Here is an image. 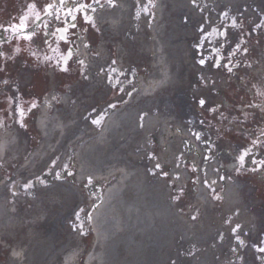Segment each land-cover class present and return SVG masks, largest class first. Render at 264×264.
Instances as JSON below:
<instances>
[{"label":"bare ground","instance_id":"6f19581e","mask_svg":"<svg viewBox=\"0 0 264 264\" xmlns=\"http://www.w3.org/2000/svg\"><path fill=\"white\" fill-rule=\"evenodd\" d=\"M134 1L139 7L140 0ZM254 1L155 0L154 15L145 17L141 15L140 8L133 11L129 0H121L112 8L98 11L95 18L104 29L109 30L112 36L121 37L124 49L119 53L123 58L132 56L129 46L137 47L131 66L133 72H143L146 64L141 61L147 58H152L153 68L148 82L144 83L140 78L141 85L137 86V78H131L127 84L133 88V83H136V87L125 98L119 96L117 100L109 101L106 94L100 92L96 95L97 100L108 103L105 108L116 106L99 130H94L87 122L83 124L79 117L81 105L89 103L94 93L104 87V74L96 71L95 60L87 65L84 63L88 56L84 51L83 40H78L76 57L82 65L87 66V71L84 79L70 90L86 84L84 95L87 100L81 105L76 104L81 97L70 98L71 92L65 89L61 96L55 98V109L38 120L44 143L25 162L14 183H23L25 188V183H28L33 188L28 193L30 196L37 197L46 192L44 196L50 197L46 201L47 207L57 211L63 209L61 215L64 217L69 216L68 211L72 206L77 213L86 198H80L76 183L70 185L52 180L46 185L49 177L39 181L32 177L24 181L21 176L25 172L35 171L46 162L49 167L54 165L61 160L64 149L70 150L75 145H81L78 149L80 165L76 180L80 182L88 177L99 178L110 185L92 217L95 240L86 259L87 264H252L248 256L241 255L245 245L241 235L249 229L251 216L248 208L242 204L235 180L229 179L227 182L223 204H215L212 199L216 195L213 188L216 185L208 184L214 164H208L202 173L203 178L196 183L192 203L182 208V205L173 202L176 196L173 194L175 184L172 180L183 183V168L187 166L188 154L176 146L174 129L182 133L180 128L183 127L169 117L168 100L160 106L155 98L158 93L174 88L185 80L182 79L185 74L190 75L184 72L189 61L183 53L187 52L193 24L201 26L205 17L208 27L214 29L217 18H209L212 13H219L223 7L228 11L238 7L247 10V6ZM247 11L240 14L239 9L235 15L247 20ZM234 19L232 24L235 23ZM100 53L105 60L104 46ZM198 94L200 96L201 92L198 91ZM76 131L79 133L78 139L67 144L69 137ZM150 139L152 142L156 140L157 149L146 151ZM144 144H147L144 154L127 153V149L143 148ZM22 149L13 131L0 137V156L7 157L11 165L18 163ZM151 155L156 156L154 162H144ZM155 167L159 171H153ZM216 181L212 179V183ZM6 186H0V250L4 242H9L12 253L5 263L1 260V252L5 248L0 251V262L43 264L47 256L51 255L49 245L52 238L40 239L43 221L28 220V212L23 211L29 208L35 210L38 206L32 199L23 198L19 190L11 191ZM65 207L69 209L65 210ZM231 224L239 228L236 235L238 246L233 247L232 253L228 250L227 235L222 237L224 241H216L221 232L225 234L229 231ZM53 226L54 223H51V228ZM75 228L73 225L70 229L71 236H75L70 237V242L78 247L81 241ZM69 255L79 256L80 253ZM65 264L78 263L67 260Z\"/></svg>","mask_w":264,"mask_h":264},{"label":"rangeland","instance_id":"374dc122","mask_svg":"<svg viewBox=\"0 0 264 264\" xmlns=\"http://www.w3.org/2000/svg\"><path fill=\"white\" fill-rule=\"evenodd\" d=\"M145 2V1H144ZM135 8V7H134ZM240 9V14L247 11V16H249V19L247 20H241L244 18H240L239 15H237L236 23L237 26H231V14H228L224 17V21L222 20V11H228L226 8H221L219 18V27L218 32L216 34H211V32L207 31V28L204 27L202 24L206 21V18L204 17L201 21V26L198 24H193V27L191 29V37L189 38V45L187 47V52L183 53L186 55V60L189 61V65L185 67L184 72H189L190 75H184L182 79H185L183 81H180L178 85L174 88L164 90L161 93H158L157 97L155 98L156 102L160 106L164 104L165 100L166 105L169 108V117L171 119H174L178 122V126H182L180 130L182 133L178 132V130L174 129V133L176 136L174 137L177 141V148L178 150H185L186 154H188L187 161H192L191 165H188L185 167L186 170H183V175L186 174L187 177L185 179L184 175V181L181 183V187L177 186V189L175 190L174 194L176 196L175 202L176 204H179L182 208L188 207L192 201H193V194L195 186H189L188 184L185 185L186 180L189 178L188 174L191 166L196 167L197 173L200 174L201 179L203 178L201 176L202 172H200V169L203 165V161L210 160L213 161L214 165L217 166V170L213 173L212 172V178L210 181H208L209 184L212 183L213 177L216 175H222L223 173L227 174L228 171L226 167L223 165V170L219 169V164L215 162L213 159L216 158V151H218L217 154L221 155V150L224 148V146H227V139L230 137V134L227 133V123L229 121L230 125H233L234 130L236 133L239 132V130H242V127L240 123L238 122V118L234 117V114H232V110L236 107L235 102L236 98H247L252 99L254 97L262 99L264 98V89H261V93H257L255 96H249L245 94L242 90L244 89V86H251V85H257L260 81L264 84V79H255L251 77V80L249 78V68L248 62H253V64L256 61H259V64H254V66H263L264 67V56L261 55L264 52V0H261L260 2L254 1L252 4L247 6V10L244 8H236L229 11H232V13H235L237 10ZM148 11V10H147ZM199 15H202L198 11ZM147 16H150V14L147 12L145 14ZM212 16L209 18H213ZM218 15V14H217ZM216 15V16H217ZM221 16V17H220ZM239 18V19H238ZM86 27L87 33L80 34L81 37L84 38L85 43L89 44L86 46V52H89L88 61L95 60V67L97 65V70H103L106 75V80L104 83L105 87H101V89L96 91L95 96L91 97V100L89 103L83 104L80 110V119H82V116L85 117V121L91 117V114L93 111H96L95 114L92 115H99L103 113L104 109H101L103 107V104L99 100L96 99V95H98L100 92L101 94L109 95L114 90V95H116V92H118L120 89H126L128 92L130 91V88H127L126 85L122 84L121 80L128 81L132 77V68L130 65L135 60L136 56V46H129V51L132 56L129 58H123L121 56L120 59V49L118 50V53L114 55V51H109V49L106 50L105 53V60L100 56L102 59L99 60V58L95 59V56L93 55V51L91 48L94 43L97 41H100V37L106 38L104 41L109 42V39H113V42H116V38L113 37L107 32H105V29L99 26V30L96 29L95 26L89 23H84ZM206 26L208 24L205 22ZM227 28L223 32V28ZM207 33V34H206ZM204 44V45H203ZM213 46V48H211ZM119 48L124 49L121 44H118ZM215 51V52H214ZM118 55V59L116 60V56ZM217 55L221 56V60H216ZM258 56H261L262 58H258ZM112 57V58H111ZM99 60V62H98ZM119 61V62H118ZM149 59L147 58L146 61H141L142 63H145L146 65L143 67V71L150 68L148 66ZM76 62V60H75ZM77 64V62H76ZM122 65H125L126 67L129 66L127 70H125ZM73 66V62H72ZM118 66V67H117ZM251 70V67H250ZM252 71V70H251ZM73 72V73H72ZM71 72V74L66 75L65 71H61L58 76V82L61 83H70L68 86H72L74 84L73 81L75 78L81 79L80 77L83 73L80 72L79 66H75L74 70ZM75 72V73H74ZM76 72L78 74H76ZM107 72V73H106ZM28 74H25L23 76H26ZM21 80H24L27 82V79L25 77H21ZM252 80H254L252 84ZM203 81V83H202ZM60 84H57V86L61 87ZM42 86L43 89L49 91V83L48 88L46 84V80L42 79ZM82 87V86H81ZM198 91L201 92L200 96L198 94ZM85 89L79 88L72 92V96L79 97L82 96V100L85 99L84 96ZM120 93V92H119ZM167 98V99H166ZM86 105V106H85ZM99 105V106H97ZM216 105V106H215ZM93 106H97V108L93 111ZM162 110V109H161ZM165 110V109H164ZM233 115V116H229ZM94 118V117H93ZM83 123V124H84ZM90 123V122H89ZM89 125V124H88ZM21 136V135H20ZM183 136H188V138H183ZM22 138V136H21ZM40 139V138H39ZM35 138H32L31 141H28L30 147H37L41 142H35ZM21 141V140H20ZM156 140L154 139L153 142L151 139L149 140L148 144V150L157 149L156 147ZM22 147L24 148L25 152L27 149H25V142L22 141ZM147 144L143 145V148H130L127 149V153L131 152L132 154H144V149ZM50 146H52L50 144ZM81 145L77 147V149H80ZM74 150V149H73ZM30 151V150H29ZM80 151V150H79ZM65 152V150H64ZM28 153V152H27ZM28 155V154H26ZM25 155V158L27 157ZM75 157L72 158L70 155L67 156V159L65 160L67 170L70 172L71 163L73 166H76L73 168L72 172H70V176L65 175L64 178H60L58 181H64V184H70L74 185L73 182H71V179L74 181V176L77 173L76 170L79 168V160H78V153ZM155 155H151L150 157H147L144 162H154ZM70 158V159H69ZM24 160V159H22ZM201 161V163H200ZM225 161V160H224ZM8 160H6L5 164H1L0 170L2 171V175L5 176L6 180L4 182L0 183V186H3L7 184V188H11V191L19 190L21 194H23V198L26 199H32V202H35V206H38V209H23V211L28 212V220L36 219L39 221H43V235L40 239H43L45 237H51L52 241H50V251L51 255L47 256L46 260L43 262V264H62L60 263L61 259L64 256V253L68 250H70L71 247H75L79 251H81V254L84 253V255L88 252L91 253V248L93 246L92 242V235L88 231L87 227L82 226V233L77 231V234H79L78 238L80 239V246L77 247L76 244L70 242L71 236V223L76 224L77 218H76V212L74 208L65 207V210H68L69 216L64 217L61 215L63 209L57 211L54 210L51 207H47L46 201H49L50 197H45L46 192H42L37 197L30 196L28 193H30V190L33 188L28 185V183H25L27 188L24 187L23 183L21 184H15L14 182L18 179L19 174L23 166V162H21L16 167H12L9 163H7ZM78 163V164H77ZM23 164V165H22ZM55 166V164L53 165ZM61 168V167H60ZM193 168V169H194ZM50 169L49 164L46 162L45 164L38 167L35 171L32 172H25L26 174H23L21 176L22 180H26L27 178H37V181H39L43 176H47L46 170ZM49 176L52 180H54L55 177H57V172H52V169H50ZM159 171L156 167L153 168V171ZM19 171V172H18ZM194 171V170H193ZM16 173L17 176H16ZM76 173V174H75ZM238 179V178H236ZM240 179V178H239ZM245 181L240 182L239 180V192L241 193V190L244 191V189H241V185H246V183H249V186L246 185V190L248 192H252V194L255 196V199H259L258 201L262 202L264 205V197L261 195L262 190L260 188H256L249 177L242 178ZM196 180V179H195ZM177 184H180L178 181H173ZM245 183V184H244ZM13 184V186H12ZM184 184V186H183ZM78 185V184H77ZM259 187L264 189V183H259ZM46 187V186H42ZM89 184L87 181H84V183L78 185V189L80 192V198L84 199L86 198V202L83 205L81 211H80V217H84V211L88 209L92 205L93 197L96 196V192L93 188L89 187ZM6 188V189H7ZM179 188V190H178ZM8 190V189H7ZM20 194V195H21ZM220 196V194H219ZM219 196L215 198L216 202L219 201ZM22 198V196H21ZM243 202V200L241 199ZM218 204V203H215ZM34 206V207H35ZM197 206L194 203V208ZM195 211V210H194ZM252 215L256 217V213H261V205L257 208L252 209ZM193 212V210H192ZM61 216V217H60ZM252 218L254 219V217ZM69 219H71V222L69 223ZM51 223H54L53 228H51ZM251 224V222H250ZM77 230V229H75ZM258 230L264 231V228L259 227L258 225H255L253 228V236L257 233L256 237L258 236ZM66 232V233H65ZM252 237V234L249 235L248 238L243 237L244 240H248ZM229 241V249L232 251V239H226ZM217 241V240H216ZM9 242H4V246H1L0 250L2 251L1 254L3 255L2 261H5L6 259L10 257V251L8 250L12 249V245ZM225 245L227 246V243L225 242ZM252 244L245 245L243 248V251L241 252V255L248 256L249 262L252 264H261L262 261L258 259L259 256L257 254L253 253ZM14 246V245H13ZM10 248V249H9ZM55 254V256H52V254ZM63 255V256H62ZM33 257V256H32ZM35 257V256H34ZM56 257H59V259H55ZM71 257V256H69ZM68 257V258H69ZM5 258V259H4ZM51 258H54L53 261H51ZM4 262H0V264H5Z\"/></svg>","mask_w":264,"mask_h":264},{"label":"flooded vegetation","instance_id":"af4514ba","mask_svg":"<svg viewBox=\"0 0 264 264\" xmlns=\"http://www.w3.org/2000/svg\"><path fill=\"white\" fill-rule=\"evenodd\" d=\"M117 1L80 0V5L83 8H107ZM63 7V0H0V90H7L0 96V107L1 102H5L17 114L23 110L26 123L36 113L37 87L32 85L27 88L28 92L22 88L17 93L12 74L15 69H30L36 81L44 66L57 64L69 49L67 38L60 36V31H64ZM74 11H77V18L82 17L80 8ZM257 73L263 75L264 68ZM13 89L16 93L12 96L10 90ZM257 103L260 105L258 108L246 106L241 110L243 120L249 122L255 133L264 125V100ZM241 144V147L236 146L240 153L247 148L249 150L245 162L250 166L252 184L262 190L264 197V189L258 185L264 183V136L248 137ZM235 158L238 157H231Z\"/></svg>","mask_w":264,"mask_h":264}]
</instances>
